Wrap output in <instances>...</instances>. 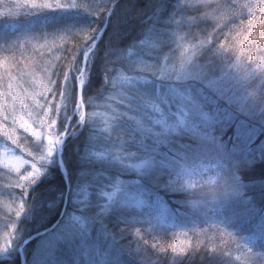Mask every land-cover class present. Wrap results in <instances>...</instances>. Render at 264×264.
<instances>
[{"label":"trees","instance_id":"16d2710c","mask_svg":"<svg viewBox=\"0 0 264 264\" xmlns=\"http://www.w3.org/2000/svg\"><path fill=\"white\" fill-rule=\"evenodd\" d=\"M112 2L0 0L1 123L10 131L0 132V143L28 159L22 171L0 168V202L13 210L7 221L0 204V238L14 228V247L0 264H23L18 245L56 222L68 183L63 218L22 245L24 264H264V220L258 232L245 227L264 214V121L225 96L258 84L264 98V0H117L87 59L85 115L75 125L83 56ZM152 37L164 45L149 50ZM177 37L209 80H173L192 103L177 130L153 135L151 103L157 88L171 87L158 68L162 54L177 59ZM139 43L150 54L142 57ZM20 107L41 133L69 124L66 173L58 150L43 155L44 141L16 122ZM34 167L40 172L21 183ZM214 167L238 178L239 195L191 207L183 182L211 179ZM41 239L49 243L42 250Z\"/></svg>","mask_w":264,"mask_h":264},{"label":"rangeland","instance_id":"374dc122","mask_svg":"<svg viewBox=\"0 0 264 264\" xmlns=\"http://www.w3.org/2000/svg\"><path fill=\"white\" fill-rule=\"evenodd\" d=\"M180 19L181 18H179V20ZM175 22H176V20H175ZM178 26H179V33L182 34V30H181L182 24H178ZM25 27H26V25H25ZM169 37L170 36H168V35H164L163 37L160 38V40L163 41V40L168 39ZM188 41L191 44H194L192 42V39H191V41L190 40H188ZM141 42H144V40H142ZM171 42H172L171 49H175L177 52H180V53L177 55L178 57L176 60L169 59V56L167 55V53L162 54L161 61L164 64L162 66H160L158 69L160 72V76L163 79H165V81L168 80L171 84V87H170V85H168L167 87L157 88V90H156L157 98H156V100L152 101V103H151L149 112L151 114H153V119H152L153 135L158 134L159 132H161L162 135H164L166 133L170 134L171 132L177 130L179 125L181 124L180 122L181 121L184 122L185 111H187L188 106L192 103V99L188 95L178 91V88L173 83V80H175V79H177V80L188 79L191 77L209 80L208 77H205V73L208 72V75H210L209 69L202 67L196 61L193 60L192 48L188 42H183L179 37L173 38V41H171ZM145 43L147 44L149 50H152L155 47H160L161 45H164V44H162V42L161 43L158 42V40L155 39L154 37L151 38V41L148 42V40H147V41H145ZM41 48H42V45H41ZM136 48L139 50L142 57L144 55L150 54L148 51L141 49L140 43L138 44V46ZM130 56H131V54H130ZM144 58L151 61L150 58H147V57H144ZM218 65H220L221 67H227L224 64H218ZM86 77L87 76L85 74V78ZM257 89H259L258 84L255 86L242 85V86L237 87L236 89L230 90L225 96L227 97V100L230 104H232L234 107L238 108L243 113H247L251 117H254L256 119L264 121V98L259 94ZM32 99L38 100L37 96H33ZM18 101H19L18 105L22 104V97L18 96ZM83 105H84V103H83ZM83 108L85 109V105L83 106ZM83 108H80L77 104V109L75 111V114L77 115V117H79L81 119L83 118V115L85 113V112L83 113V111H82ZM147 109H145V110L147 111ZM4 117H5V114L3 113V111L0 108V132L3 130V125L1 123V119ZM16 122L20 126H22L24 128V130L29 132L34 139L44 141L43 148L42 147L41 148H42V154L45 156L55 154L58 150V147H60L59 143H60L61 138H64V140H65L68 136L67 130L69 129L68 128L69 124H66L65 130H63L57 134L55 133L56 131H52V132L47 131V133H41V131L39 129H37L31 121H29V117L24 112L22 107H20V111L16 115ZM53 124L56 125V122L54 121ZM74 124L76 125V121ZM143 126H144V123H143ZM156 127H159V129H156ZM144 128H145V126H144ZM2 133L4 134L5 138H7L8 134L10 135V131L8 132V134H6V131L3 130ZM57 138H58V142H56L54 144V146L52 147L51 153H49V141L51 140L52 142H55ZM98 153L102 154L103 151H99ZM61 154H62V152H61ZM61 159H62V156H61ZM27 160L28 159L26 157L24 158V157H22V155L16 154L8 141H6V142L3 141L0 143V168L5 169V170L10 169V170L22 171L25 168V166L27 165V162H28ZM61 166L65 167L63 161H62ZM209 169L212 172H214V177L216 174L219 173V171H217L216 167L209 168ZM33 173H36L35 167L30 172L22 175L20 177L21 178L20 182L23 183L26 180H28L29 177H31V175ZM25 177H28V179H25ZM134 200H135V198H134ZM138 201H140V199L136 200L135 202L138 203ZM226 203H228V202H226ZM0 204L2 206H4L3 209H4L5 219L7 221H10L9 217L13 211L11 205L9 203L4 204L1 202H0ZM17 208L18 209L15 210L16 211V214H15L16 217H18L20 215V207H17ZM258 208H259V206H258ZM159 211L163 214H167L168 208L163 207ZM64 214H65V212L62 214V216L60 217L58 222L63 218ZM227 217L229 219H231V217H229V215ZM251 218H253V217H251ZM263 220H264V214H261L260 217L255 218L253 220L254 223H250L249 225H245V227L247 228L246 231L247 232H251L253 230H256L257 232L260 231V230H258L257 225H259L261 223V221H263ZM57 224H55L52 227V229ZM69 225L71 227L72 223L69 222ZM72 229H74V228H72ZM13 230H14V228L11 225L9 232H6L3 236V238H0V243H1L0 244V257L5 256L14 247V244L12 243L13 241L11 238L12 234L14 236ZM70 231H71V228H70ZM50 237H53V236H50ZM48 246H49L48 241L45 239H41V242H39L36 245V248H39L40 250H42V249L47 248ZM18 249L22 253V248L18 247ZM159 251L162 252V250H159ZM37 252H39V251H37ZM82 255L86 258V257H88L89 254L86 251H84V253H82ZM92 256H94V253L90 254L89 258ZM23 257L25 259V256H23ZM75 259L78 260L79 257L76 256ZM107 260H109V259H107ZM94 261H95V259H93V262L88 260V262H89L88 264L94 263ZM86 264H87V262H86Z\"/></svg>","mask_w":264,"mask_h":264},{"label":"clouds","instance_id":"9594fccd","mask_svg":"<svg viewBox=\"0 0 264 264\" xmlns=\"http://www.w3.org/2000/svg\"><path fill=\"white\" fill-rule=\"evenodd\" d=\"M183 189L193 208L212 205L220 200H228L240 193L238 178L224 171L203 182L184 181Z\"/></svg>","mask_w":264,"mask_h":264},{"label":"water","instance_id":"95a60500","mask_svg":"<svg viewBox=\"0 0 264 264\" xmlns=\"http://www.w3.org/2000/svg\"><path fill=\"white\" fill-rule=\"evenodd\" d=\"M116 2H117V0H113V2H112V4H111V7H110V9L108 10L107 17H106V20H105L103 26H102L101 29L99 30L98 35H97V37L95 38L94 42L92 43L91 47L88 48V49L85 51L84 56H83L81 70H83L84 75L81 77V75L79 74V76H78V82H77V102H78V101L81 102L82 105H83V103H84L82 100H83V85H84V80H85L84 78H85L86 67H87V58H88V56H89L91 50L96 46L98 40L100 39V37H101L102 34L104 33V31H105V29H106V27H107V24H108V21H109V18H110L111 12H112L113 7H114V5H115ZM81 70H80V71H81ZM82 108H83V106H82ZM82 111H83V113H84V112H85V109L83 108ZM63 144H64V138H61L60 143H59V146H60V147H59V152H58V154H57V155H58V161H59L60 165H62L61 152H62V150H63ZM64 172H65V171H64ZM65 173H66V172H65ZM66 180L69 181V178H68L67 174H66ZM69 190H70V185H69V183H68V184H67L66 197H65V201H64V206H63V208H62V212H61L60 217H61L62 214L65 212V208H66L67 200H68V197H69ZM60 217L56 220V222H55L54 224H57V223H58V220L60 219ZM54 224H53V225H54ZM53 225H51L49 228L43 229V230H41V231H38V232H36V233H34V234H31V235L25 237V238L21 241V243H20V245H19V248H22V245H23L24 243L29 242L30 240H32L33 238H35V237L41 235L42 233H44V232L47 231L48 229H51V228L53 227ZM19 251H20V250H19ZM21 260H22V263L24 264L25 259H24L23 255H21Z\"/></svg>","mask_w":264,"mask_h":264},{"label":"snow or ice","instance_id":"6c2138e0","mask_svg":"<svg viewBox=\"0 0 264 264\" xmlns=\"http://www.w3.org/2000/svg\"><path fill=\"white\" fill-rule=\"evenodd\" d=\"M63 6H64L63 4H59V3H58V4H55V5H48L47 7H49V8H53V7H57V8H59V7H63ZM80 75H81V77L84 75L83 70L80 71ZM180 123L183 124V121H181ZM56 142H58V138L56 139L55 142H52L51 140L49 141V153H51V151H52V147L54 146V144H55ZM42 158H43V157H42ZM146 163H148V162L146 161ZM146 163L140 165V168L145 167ZM36 171H37V173H39V172H40V169H36ZM25 179H28V177H25ZM33 182H34V180H33ZM138 203H139V204H143V201H138Z\"/></svg>","mask_w":264,"mask_h":264},{"label":"bare ground","instance_id":"6f19581e","mask_svg":"<svg viewBox=\"0 0 264 264\" xmlns=\"http://www.w3.org/2000/svg\"><path fill=\"white\" fill-rule=\"evenodd\" d=\"M97 35H98V34H97ZM82 101H83V100H82ZM78 106H79L80 108H82V106H84V105H82L81 102L78 101ZM74 114H75V112H74ZM84 115H85V113H84ZM84 115H83V118H82V119L79 118V117L77 118L76 125L78 124L79 121H81V120L84 119ZM68 135H69V131H68ZM60 168L62 169L63 172L65 171V169H64L63 166L60 165ZM65 172H66V171H65ZM65 172H64V173H65ZM68 198H69V197H68ZM66 205H67V204H66ZM24 263H25V262H24Z\"/></svg>","mask_w":264,"mask_h":264}]
</instances>
